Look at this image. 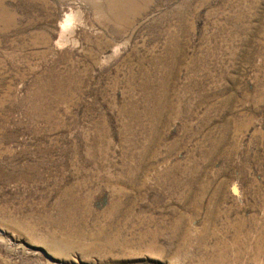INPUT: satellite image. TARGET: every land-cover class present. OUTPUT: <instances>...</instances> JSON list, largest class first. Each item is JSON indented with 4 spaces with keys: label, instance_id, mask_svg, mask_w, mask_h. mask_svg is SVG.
<instances>
[{
    "label": "rangeland",
    "instance_id": "rangeland-1",
    "mask_svg": "<svg viewBox=\"0 0 264 264\" xmlns=\"http://www.w3.org/2000/svg\"><path fill=\"white\" fill-rule=\"evenodd\" d=\"M0 264H264V0H0Z\"/></svg>",
    "mask_w": 264,
    "mask_h": 264
},
{
    "label": "bare ground",
    "instance_id": "bare-ground-1",
    "mask_svg": "<svg viewBox=\"0 0 264 264\" xmlns=\"http://www.w3.org/2000/svg\"><path fill=\"white\" fill-rule=\"evenodd\" d=\"M65 16H66V15H65ZM71 17H72V16H71ZM71 17H67V18H66V21H67V20L70 21ZM68 21H67V22H68ZM67 22H66V23H67Z\"/></svg>",
    "mask_w": 264,
    "mask_h": 264
}]
</instances>
